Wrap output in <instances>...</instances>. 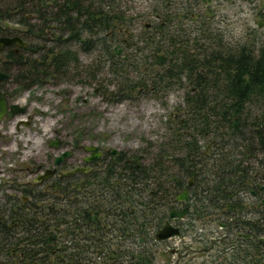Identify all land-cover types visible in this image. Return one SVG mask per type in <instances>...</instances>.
<instances>
[{
    "label": "trees",
    "instance_id": "16d2710c",
    "mask_svg": "<svg viewBox=\"0 0 264 264\" xmlns=\"http://www.w3.org/2000/svg\"><path fill=\"white\" fill-rule=\"evenodd\" d=\"M51 2L32 0L39 8H51ZM57 2L55 11L36 9L43 20L50 14L59 22L61 31L49 38L55 45L39 56L33 55L37 49L27 36L21 35L26 41L23 46H0V70L7 73L0 90L6 99L4 83L11 67L18 69L14 75L18 86L30 87L52 70H66L75 58L68 40L92 48L90 36H81L84 30L117 38L115 14L80 0ZM24 3L18 0L11 7L5 3L0 20L15 18L26 26V34L33 33ZM161 21L155 22L153 34L142 38L157 64L152 84L166 85L185 74L194 87L185 94L187 113L172 114L174 147L182 153L170 156L179 176L169 179L163 153L162 162H146L137 153L107 151L94 160L104 161L95 170L54 173L49 182L25 183L26 198L7 195L0 202V264H150L153 257L144 244L149 236L154 240L149 227L160 225L170 209L185 205L192 216L190 224L193 219L210 218L222 224L224 233L231 232L220 235L211 250L198 252L202 257L195 264H264V112L248 115L250 103L264 99V48L255 52L242 44L238 49L214 47L197 54L180 37L169 35ZM17 31L0 23V35H20ZM162 38L167 46H162ZM141 83L125 76L115 94L129 96ZM208 132L215 139L209 141L211 153L203 155L206 148H200L196 133ZM257 151L263 155L253 164L250 158ZM184 187L189 201L175 206V197ZM259 217L262 223L255 220ZM127 237L135 238L137 245L127 246L122 240ZM189 249L185 247L180 255L190 258Z\"/></svg>",
    "mask_w": 264,
    "mask_h": 264
},
{
    "label": "rangeland",
    "instance_id": "374dc122",
    "mask_svg": "<svg viewBox=\"0 0 264 264\" xmlns=\"http://www.w3.org/2000/svg\"><path fill=\"white\" fill-rule=\"evenodd\" d=\"M0 1L2 9H7L5 3H10L7 4L10 7L18 3V0ZM49 1H52L51 8H39L32 0H25L22 9L32 31L35 29L33 33L26 34V26L13 20L15 18L0 20V23L6 22L11 29L20 31V36H27L37 49L34 56H39L48 46L55 45L49 38L61 31L59 22L49 18L50 14H46L43 20L36 11H55V0ZM80 1L115 14L118 20L117 38L106 37L102 31L91 33L84 30L81 36H90L92 48L85 49L80 41L68 40L75 58L69 62L66 70H52L30 87L18 86V80L14 78L18 69L15 66L10 68L11 75L4 83L7 101L24 105L25 110L13 115L4 114L0 118V202L7 195H11L12 199L26 198L22 191L25 183L34 184L40 180L41 183L49 182L53 174L44 178L38 176L54 167V157L66 149L72 151L71 155L56 165L58 171L54 175L64 174L76 167L81 169L76 171L95 170L104 161L94 160L116 149L140 154L146 162L156 159L162 162L159 155L163 153L166 155L163 165L170 168L169 179L174 180L179 176L170 156L182 153L174 147L172 114L187 113L185 94L189 87H194L185 74L174 76L166 85L152 84L157 64L148 43L142 38L153 34L156 21L161 19L169 35L180 37L186 45L194 47L197 54L214 47L238 49L242 44L251 46L255 52L264 48V0ZM164 16L166 18L162 19ZM161 44L168 45L163 38ZM2 55L1 51L0 58ZM125 76L131 81L141 80V87H135L129 96L118 98L119 94L115 93L118 86L124 83ZM248 111L249 117L264 112V99H254ZM220 135L225 139V133ZM196 137L200 148H206L203 155L210 154L212 146L209 141L215 137L213 132L196 133ZM55 139L57 144H50ZM90 145L97 146L99 155L86 159L93 153L88 148ZM262 155L263 151H257L256 156L250 158L251 162L256 164ZM181 203L183 201L176 200L174 205ZM191 217L186 212L181 221L189 223ZM165 218H162L160 225L149 227L148 234H152L153 239V234ZM192 222L185 228V236L180 237L179 249L173 252L168 250L167 245L176 241L177 237L166 241L156 240L154 243L155 239L149 236L144 244L150 248L153 257L150 264H178L183 261L195 264L201 260L202 254L198 253L194 233L200 225L209 229L213 223L210 218L193 219ZM122 240L127 246L137 245L135 238ZM185 245L190 246L187 252L190 258L180 255Z\"/></svg>",
    "mask_w": 264,
    "mask_h": 264
},
{
    "label": "water",
    "instance_id": "95a60500",
    "mask_svg": "<svg viewBox=\"0 0 264 264\" xmlns=\"http://www.w3.org/2000/svg\"><path fill=\"white\" fill-rule=\"evenodd\" d=\"M5 26L7 27V23H4ZM259 24L260 21H259ZM17 44L18 46H23L26 44V41L19 35H0V46H5V45H14ZM116 53H119L118 50H115ZM7 76V73L5 71L0 70V84L2 82V80ZM25 110L24 105H19L18 103H8V101L6 100V97L1 93L0 90V118L4 115H13V114H17V113H22ZM50 144H57V140H53L50 142ZM89 149L93 150V153L91 156L86 157V159H90V158H95L99 155V151H97V146L94 145H90L88 147ZM112 153H115L117 150L116 149H112L111 150ZM71 150H63L61 151L58 155H56L54 157V164L57 165L59 164L66 156H70L71 155ZM56 170V167H52L50 169L46 170V173L43 175H40L39 178H44L45 176L51 174L52 172H54ZM76 169H72L70 171H67L66 173H70L75 171ZM64 173V174H66ZM191 182V179L189 180V183ZM177 200H183L185 202L188 201V189L186 187H184L175 197ZM188 210V206L185 205L183 208L181 209H176V208H172L170 209L169 213H168V218L165 219L164 223L161 225V227H159L156 232H155V239L156 240H163L166 239L170 236L173 235H180V229L177 225H174L171 223L170 219H178L183 217L186 212ZM242 236L244 237H250L251 234L250 233H240ZM211 246V245H210ZM210 246H205L203 247V250H208L210 249ZM174 249H171L170 252H173Z\"/></svg>",
    "mask_w": 264,
    "mask_h": 264
},
{
    "label": "built area",
    "instance_id": "2783aa9c",
    "mask_svg": "<svg viewBox=\"0 0 264 264\" xmlns=\"http://www.w3.org/2000/svg\"><path fill=\"white\" fill-rule=\"evenodd\" d=\"M255 220H258V223H262V218L261 217H259L258 219L256 218ZM198 234H199L198 237L201 240H206V239H216L217 240L219 238V236L217 235L218 232H217L216 228H212L211 231L207 235H204L203 234V230L201 228H199ZM224 234L225 235L226 234H231V232L228 231V232H226ZM178 242H179V239L176 241V244H178Z\"/></svg>",
    "mask_w": 264,
    "mask_h": 264
},
{
    "label": "flooded vegetation",
    "instance_id": "af4514ba",
    "mask_svg": "<svg viewBox=\"0 0 264 264\" xmlns=\"http://www.w3.org/2000/svg\"><path fill=\"white\" fill-rule=\"evenodd\" d=\"M12 34H14V33H12ZM76 169L77 170H81V169H79V167H76ZM58 171V169L56 170V172ZM183 205V204H182ZM178 220H175V222H177Z\"/></svg>",
    "mask_w": 264,
    "mask_h": 264
}]
</instances>
